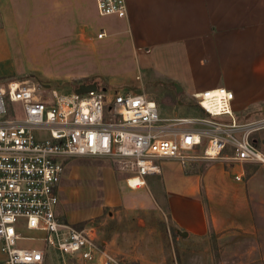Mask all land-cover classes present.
Returning <instances> with one entry per match:
<instances>
[{
    "label": "rangeland",
    "instance_id": "obj_1",
    "mask_svg": "<svg viewBox=\"0 0 264 264\" xmlns=\"http://www.w3.org/2000/svg\"><path fill=\"white\" fill-rule=\"evenodd\" d=\"M107 19L92 11V28ZM18 20L16 71L0 84L31 78L71 90L96 81L98 87L120 92L146 84L157 91L148 97H159L160 111L169 118L201 115L196 99L186 101L167 89V79L138 71L131 59L102 57L111 48L109 38L80 37V31L66 30L55 16L21 15ZM158 163V172L148 175L144 185L131 187L107 158L71 157L60 183L66 190L59 193V216L66 221L67 212L83 218L76 225L93 226L99 241L116 252L117 264H264V203L249 191L250 176L263 163L249 166L242 181L234 178L228 162L217 159L183 165L163 158ZM36 244L18 242L19 247ZM5 259L0 250V264ZM51 263L85 264L62 258Z\"/></svg>",
    "mask_w": 264,
    "mask_h": 264
},
{
    "label": "built area",
    "instance_id": "obj_2",
    "mask_svg": "<svg viewBox=\"0 0 264 264\" xmlns=\"http://www.w3.org/2000/svg\"><path fill=\"white\" fill-rule=\"evenodd\" d=\"M95 3L100 16L127 15V0ZM107 36L102 29L95 38ZM194 96L200 116L169 118L155 100L133 90L67 92L31 78L0 84V250L5 264H45L53 251L117 264L93 226L59 216L60 183L71 157L107 158L131 187L135 179L136 187L144 185L163 158L187 165L197 158H218L231 147L235 160L264 164V151L251 138L264 128V116L240 121L233 112L234 93L223 86ZM25 230L38 231L43 245L19 247L20 240L37 238Z\"/></svg>",
    "mask_w": 264,
    "mask_h": 264
},
{
    "label": "crops",
    "instance_id": "obj_3",
    "mask_svg": "<svg viewBox=\"0 0 264 264\" xmlns=\"http://www.w3.org/2000/svg\"><path fill=\"white\" fill-rule=\"evenodd\" d=\"M127 5L126 17L106 16L107 21L93 29L91 14L97 11L95 0H0V79L16 71L14 45L19 41V16H55L66 30L80 31V37L84 33L96 39V33L104 29L112 45L102 57L107 61L119 57L131 59L138 71L167 79L166 88L181 93L186 101H195L197 92L223 86L234 93L233 112L240 121L264 116V0H127ZM143 87L134 91L147 97L156 91L146 84ZM150 99L160 108L159 97ZM252 141L264 151V128L252 133ZM201 151L200 147L197 152ZM233 154L228 147L214 160L228 162L234 178L241 175L245 180L248 167L255 162L237 161ZM250 179L251 198L264 203V167L257 168ZM61 189L64 193L66 186L60 185ZM65 213L68 222L77 224L83 219ZM24 232L37 237L35 241L40 245L35 247L43 245L38 231ZM102 243L116 255L108 242ZM60 258L102 264L55 251L48 255L45 264Z\"/></svg>",
    "mask_w": 264,
    "mask_h": 264
},
{
    "label": "water",
    "instance_id": "obj_4",
    "mask_svg": "<svg viewBox=\"0 0 264 264\" xmlns=\"http://www.w3.org/2000/svg\"><path fill=\"white\" fill-rule=\"evenodd\" d=\"M98 88L97 82L92 83H82L78 87L75 88L76 93H85L91 90H96ZM178 90H180V87H178Z\"/></svg>",
    "mask_w": 264,
    "mask_h": 264
},
{
    "label": "bare ground",
    "instance_id": "obj_5",
    "mask_svg": "<svg viewBox=\"0 0 264 264\" xmlns=\"http://www.w3.org/2000/svg\"><path fill=\"white\" fill-rule=\"evenodd\" d=\"M135 182H136V179L130 181V183L132 184V187H136V186H135Z\"/></svg>",
    "mask_w": 264,
    "mask_h": 264
}]
</instances>
